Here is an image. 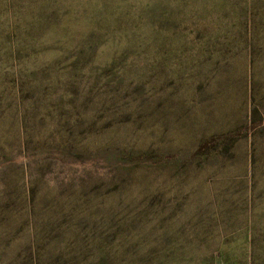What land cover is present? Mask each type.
<instances>
[{
	"label": "rangeland",
	"instance_id": "374dc122",
	"mask_svg": "<svg viewBox=\"0 0 264 264\" xmlns=\"http://www.w3.org/2000/svg\"><path fill=\"white\" fill-rule=\"evenodd\" d=\"M75 2L92 16L104 2L121 35L93 49L99 73L75 95L26 97L25 122L0 116V264H159L173 240L222 251L217 264H246L251 249L264 261V14L197 0L184 24L150 28L148 9L179 0ZM212 136L234 149L177 167Z\"/></svg>",
	"mask_w": 264,
	"mask_h": 264
},
{
	"label": "trees",
	"instance_id": "16d2710c",
	"mask_svg": "<svg viewBox=\"0 0 264 264\" xmlns=\"http://www.w3.org/2000/svg\"><path fill=\"white\" fill-rule=\"evenodd\" d=\"M192 1L197 7V0H179L176 6H168L172 9L164 4L160 7L162 13L157 17L149 13L157 8L148 9L150 28H155L156 24L164 26L166 20L184 24L182 15L191 12ZM93 2L87 0L89 4ZM251 7L253 10L256 8L258 14H264L263 2L251 0ZM175 8L181 12H176ZM107 9L104 2H99L97 12L92 16L84 14L81 5L75 0H0V116L10 111L14 117L25 122L30 112L24 107L26 97L32 95L37 98L39 95L60 92V100H65L77 93V83L81 79H95L99 72L92 67L93 49L102 47L112 37L109 33L111 28L118 27L121 35L118 19ZM78 18L84 19V27L89 31L78 33L71 29ZM257 18L258 15L255 21ZM196 25L193 21L188 27H192L190 30L193 31ZM104 29L107 32L102 34ZM247 48L255 50L254 44L249 43ZM114 61L111 59L107 64ZM250 91L251 94L254 92L253 85ZM90 96L89 93L86 95L84 103L91 100ZM252 98L255 105L251 106L250 121L254 125L262 105ZM234 141L227 136H212L199 144L190 161H182L177 167L188 168L193 160L202 162L209 158L223 157L234 149ZM249 242L253 248L255 240L250 237ZM188 243L195 245L198 242L190 240ZM179 247L182 244L173 240L171 250L166 251L167 255L157 251L153 262L217 264L223 256L218 249H210L203 255L198 252L181 253L177 249ZM99 264H111V261L104 257ZM246 264H264V261L260 262L251 249Z\"/></svg>",
	"mask_w": 264,
	"mask_h": 264
}]
</instances>
